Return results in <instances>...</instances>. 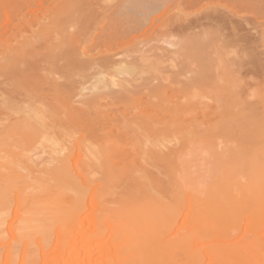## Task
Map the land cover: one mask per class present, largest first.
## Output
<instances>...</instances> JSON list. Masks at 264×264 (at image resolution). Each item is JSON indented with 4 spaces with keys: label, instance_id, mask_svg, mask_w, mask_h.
I'll return each instance as SVG.
<instances>
[{
    "label": "bare ground",
    "instance_id": "bare-ground-1",
    "mask_svg": "<svg viewBox=\"0 0 264 264\" xmlns=\"http://www.w3.org/2000/svg\"><path fill=\"white\" fill-rule=\"evenodd\" d=\"M246 6L257 13L264 10V0H0V234L13 238L12 250L14 244L26 246L19 264H264L257 251L252 252L257 261H248L249 249L264 244L259 233L248 231L245 246L236 238L228 242L242 227L241 218L263 221L264 229V209L256 207L246 216L254 199L260 206L264 201V143L248 150L251 157L246 149L241 152L244 148L231 150V156L240 153L234 163L240 177L248 175L245 182L227 171L211 169L210 176L208 166L198 182L191 163L200 152L183 159L189 145L200 141L202 150L204 141H211L213 127L225 134L245 132L247 138L252 134V144L264 142V82L255 104L241 98L238 84L246 65L264 76V63L251 49L257 34L247 46L234 20ZM214 40L232 49L226 51L232 55L228 69L234 66L238 88L220 85L224 89L218 94L225 96H216L224 99L217 101L220 110L212 114L218 118L210 125L203 111L209 105L199 112V106L180 99L212 81L208 71L215 60L208 57V47ZM177 46L190 48L186 57L200 69L194 67L185 81L178 79L182 68L157 69L179 55ZM153 70L162 75L146 82ZM203 124L207 128L201 132ZM176 139L179 148H174ZM128 140L138 151L126 150ZM110 143L123 149L114 154L106 147ZM225 199L237 200L235 207ZM24 203L33 205L25 213ZM15 215L21 218L13 224L17 227L7 223ZM40 217L59 225L30 224L41 223ZM55 226L57 232L49 230ZM30 235L40 236L36 251L27 248ZM1 252L0 264H17V252L7 251L5 257Z\"/></svg>",
    "mask_w": 264,
    "mask_h": 264
},
{
    "label": "rangeland",
    "instance_id": "rangeland-1",
    "mask_svg": "<svg viewBox=\"0 0 264 264\" xmlns=\"http://www.w3.org/2000/svg\"><path fill=\"white\" fill-rule=\"evenodd\" d=\"M214 2V1H213ZM197 8V7H196ZM255 9H256V7H255ZM254 9V10H255ZM219 10H220V8H219ZM243 10H245V11H243ZM242 10V12H240L239 13V16L241 17H236L235 16V23L237 24V25H240L239 27V30H238V35L240 36V37H243V38H245L247 41H246V45H247V43H248V41H249V43H250V41L251 40H253V39H255V40H253V43H252V41H251V43H252V46L251 47H253L254 45V47H256L257 49H255L254 47L253 48H251V49H253V53L254 54H257L258 55V53H259V55L260 56H257V58H258V62H259V60H261V66H263V61H264V43L263 42H261V41H259L258 39H259V33L261 32H263L264 31V17H261L260 16V14L261 15H263V13H264V10L263 9H260L259 8V11H257V13H255L254 12V10L252 9V7L251 6H246L244 9ZM248 10V11H247ZM185 12V11H184ZM186 12H190V10H188V11H186ZM261 12V13H260ZM238 16V15H237ZM263 18V19H261V18ZM240 18V19H239ZM245 20V21H244ZM257 27V28H256ZM242 28V29H241ZM252 28V29H251ZM199 30V29H198ZM197 29H195V31H198ZM257 35H256V34ZM261 33H260V35H261ZM256 35V37H255V35ZM255 37V38H254ZM258 37V38H257ZM250 39V40H249ZM259 42H258V41ZM255 42H257L256 44H255ZM215 43H216V45H215ZM249 43H248V45H249ZM251 43H250V45H251ZM260 43H261V45H260ZM151 45V44H150ZM152 45H153V43H152ZM156 46H161V47H163V48H165L166 46L165 45H163V44H160V43H157V44H155ZM247 45V46H248ZM179 49H180V51H179V49L178 48H176L175 50L176 51H179L178 53H179V55L177 56V52L175 53V54H173L172 56H174V57H172L171 56V58H169V60L168 59H165V58H163L164 60H168V61H164V60H162L160 63H162L163 61H164V63H162L160 66L161 67H157V69L158 70H160L161 72L163 71L164 72V68H165V71L167 70H173V71H175L176 72V70L177 69H180L181 70V68H182V73L180 74L181 76H179L178 77V79L179 80H181V81H185V80H183L184 78H187V77H190V74L192 75V73H191V71H192V69L193 70H195L196 71V69L195 68H198L199 67V65L197 64V62L196 61H194L193 59H191L190 61H191V63H190V61H189V59L190 58H188V57H186L188 54H189V52L191 53V51L192 50H190V48H188V47H184V46H177ZM178 49V50H177ZM231 48L230 47H228L227 49H226V47L224 48V46L221 44V42H219L218 40H214V42H212V44L210 43V45H209V47H208V50H211L210 52L212 53H210L209 54V56L208 57H210L211 55V60H217L218 58L217 57H220V59H224L223 61L222 60H220V59H218V62L216 61H211L212 62V64H211V66L212 67H210L211 69H209V71L208 72H210L211 74H212V76H211V78H212V81L209 79L208 81L209 82H211V83H209V82H207V84L209 85V86H207V84H206V86L207 87H209L208 89H206L207 87L203 84V87L201 88V89H199L198 88V90H197V88H196V90L194 91V89L192 90L194 93H192V94H189L188 96H186V97H181V99H180V103L181 102H184V103H181V104H185L186 102V104H189V105H193L194 107L195 106H199V107H195L199 112L201 111V107L203 106L204 107V105H209V108H207V109H205V110H203L205 113L207 112V114H208V116H207V118H211V123L209 122V124L210 125H214V123H215V121H216V119L218 118H216V116H214L213 114H212V112L214 111H216V109H217V111H218V109L220 110V107L219 108H217L219 105H221L220 103H218V104H216L217 103V101L218 102H222L221 100H223L224 99V97H222L223 99H219L218 100V98L217 97H219L218 95H222L223 93L221 92V91H219L220 93L218 94V90H221V89H219V87H220V85H226V86H228V87H230L229 89H231L232 91H233V89L235 88L236 89V87L238 86V84H239V87H243V88H241L242 89V93L241 94H243V95H241V98H242V96H243V98L245 97V100H247V102H250V103H256V97H255V94H259L260 93V91L262 90L261 88H259V87H261V86H263V85H261V84H263V83H261V82H264V76H263V74H261V72H259L260 70L259 69H254V70H258V72H255L254 70H253V65L251 66L252 67V69L251 68H249L250 67V65H249V67L246 65L245 67H244V74L245 75H243V73L241 74V80H240V82L236 85V81H235V79L237 80V77L236 76H238V75H236V74H234L233 73V70H234V66H230V70L228 69V66L230 65V64H228V60L231 58L230 56H232V55H229L230 53H229V50H230ZM219 50L220 51H222V53L220 54V52H219ZM232 50V49H231ZM216 51V53H217V55H216V53H214ZM229 53H227V52ZM252 51V50H251ZM259 51V52H258ZM161 53V51H158L157 53ZM163 52V51H162ZM219 52V53H218ZM164 53V52H163ZM184 54V56L182 55V54ZM150 53H148V55H149ZM220 54V55H219ZM138 55V54H137ZM165 55V57H166V54H164ZM225 56L224 58L222 57V56ZM170 57V56H169ZM180 57H184V58H180ZM214 57V58H213ZM215 57H216V59H215ZM261 57V58H260ZM172 58H174V61L172 62L170 59H172ZM151 59H153V58H151ZM182 59V62H180V60ZM185 61H184V60ZM225 59H226V61H225ZM222 61L220 64H219V62L220 61ZM169 61H171L173 64L172 65H170V64H168L169 63ZM183 61L185 62V65H181V63H183ZM193 61V62H192ZM226 62V63H225ZM166 63V64H165ZM223 63V64H222ZM259 64H260V62H259ZM198 67H197V66ZM225 65H227V66H225ZM258 65V64H257ZM159 66V65H158ZM165 66V67H164ZM168 66V67H167ZM183 66H185V67H183ZM255 66V65H254ZM258 66H260V65H258ZM261 66L259 67V68H261ZM163 67V69H161ZM167 67V68H166ZM195 67V68H194ZM227 67V68H226ZM188 68V70H186ZM214 68V69H213ZM218 68V69H217ZM255 68V67H254ZM156 69V70H157ZM190 69V70H189ZM199 69V68H198ZM197 69V70H198ZM221 69V70H220ZM156 70H153V71H150V73L153 75H151V76H149V75H147L146 74V78H148V79H146V82H155V81H153V78L154 77H156V76H161L162 74H161V72L159 71V72H157ZM179 70V71H180ZM186 70V71H185ZM200 70V69H199ZM219 70V71H218ZM154 71H156L158 74H156V73H152V72H154ZM166 71V72H167ZM178 71V72H179ZM188 72V73H185L184 74V72ZM189 71H190V73H189ZM214 71V72H213ZM223 71V72H222ZM227 71V72H226ZM217 72V73H216ZM149 73V72H148ZM209 73V74H210ZM220 73H224L223 75L222 74H220ZM228 73V74H227ZM230 73V74H229ZM232 73V74H231ZM163 74H165V73H163ZM187 74H189V75H187ZM210 74V75H211ZM217 74H219V75H217ZM234 74V75H233ZM260 74V75H259ZM221 75V76H220ZM144 76H145V74H144ZM218 76V77H217ZM223 76V77H222ZM225 76V77H224ZM149 77H150V79H151V81L149 80ZM230 77H232V79L230 78ZM222 78V79H221ZM224 78V79H223ZM165 79V77H163V79L162 80H164ZM226 79V80H225ZM230 79V80H229ZM217 80H220V81H222V80H225V81H222V83L220 82V81H218L220 84L218 85V82H217ZM215 81V82H214ZM226 81H227V83H226ZM233 81H235V82H233ZM214 82V83H213ZM223 82H225L224 84H223ZM166 83V82H165ZM179 83V81L176 83V84H174V87H176V88H179V85L177 86V84ZM233 83V84H232ZM234 83H235V85H234ZM261 83V84H260ZM180 84V83H179ZM230 85V86H229ZM181 86V85H180ZM201 86V85H200ZM199 86V87H200ZM225 86V87H226ZM234 86V87H233ZM205 87V88H204ZM227 87V88H228ZM264 87V86H263ZM214 88H216V90H213ZM238 88V87H237ZM218 89V90H217ZM223 89H224V87H223ZM222 89V90H223ZM226 89V88H225ZM259 89V90H258ZM213 91H215V92H213ZM225 92V91H224ZM214 93V94H213ZM215 94H217V95H215ZM224 95V94H223ZM244 95H246V96H244ZM217 96V97H216ZM225 96V95H224ZM250 96H252V97H250ZM221 97V96H220ZM216 98V99H215ZM249 100V101H248ZM255 100V101H254ZM107 100H105V102H106ZM173 101H175V99L173 100ZM191 101V102H190ZM252 101V102H251ZM254 101V102H253ZM102 102H104V100L102 101ZM104 102V103H105ZM190 102V103H189ZM193 103V104H192ZM195 103V104H194ZM222 105H223V103H222ZM121 106H123V104L121 105ZM121 106H119L120 108H124V107H121ZM205 106V107H206ZM211 106V107H210ZM195 108H190V110L191 109H195ZM211 108H213V109H211ZM195 109V110H196ZM210 109H211V111H210ZM196 110V111H197ZM197 111V113H199ZM191 113H192V111H190ZM1 113L3 114V111H1L0 110V115H1ZM202 113V112H201ZM131 114H133V112H131ZM130 114V115H131ZM189 114V113H188ZM200 114V113H199ZM199 114H198V116H199ZM201 115V114H200ZM3 116V115H2ZM1 117V116H0ZM4 117H5V115H4ZM2 118V117H1ZM199 119H200V117H199ZM207 125V124H206ZM206 125H204L203 124V126H200L199 127V131H205V129L207 128V126ZM201 128H203V129H201ZM213 128H214V130H213ZM213 128H211L212 129V132H211V141L209 142L210 143V145L212 144V146H213V148H212V146L210 147V145H209V143L207 144V141L205 140H203L204 142H201V143H204V145H203V148H202V150H201V148H200V146L202 145H199V143H200V141H199V143L198 144H196L195 143V147L194 146H192V147H194V152H192V147H191V145H189L188 147H190V148H186L185 150H186V152L184 153V154H186L187 155V157H183V159L184 160H190L192 157H191V155H193L192 153H196V151H197V153H198V151L200 152L199 153V156H198V160L197 161H195V162H192L191 163V165H192V171H194L195 173V177H194V179L195 180H198V182H200L199 180H201V179H203V178H201L202 176L201 175H203L205 172H208L207 170H209V171H211L210 173H208V174H210V176H212L213 175V172L214 173H216V171L217 172H219L220 174L221 173H223L224 171H227L226 172V175L227 174H229V175H233V178H234V180H236V179H240V178H243L244 179V177H245V179L244 180H242V181H247L248 179H249V177L247 178V180H246V177L248 176H241L240 177V174H238L239 172H237L238 171V169H237V167H235V165H237L236 163H234V162H236V159L234 160V157H237V156H231V154H232V152L236 149L237 151L239 150V148H244L241 152H243L244 153V151H246V153L245 154H248L247 155V157L248 156H250L251 157V154H250V152L248 153V150L249 151H251V153H252V151H255V150H257V149H259V147H260V149H261V147H263V145H261V144H263L264 142L261 140H259V142L257 143H254V141H253V144H252V142H250V138H249V136L250 135H247L248 136V138L247 137H245V135L247 134H245V132H240V131H238V130H234L235 132H233V130H228L227 132H229V133H227L226 132V134L224 133H222L221 131L219 132L218 131V129L217 128H215V127H213ZM217 129V130H216ZM232 131V132H231ZM239 133L238 135H241V136H239V138H238V135H237V133ZM240 133H242V134H240ZM232 134H236V135H232ZM254 135V134H253ZM236 136V137H235ZM243 136H244V138H243ZM251 136H252V134H251ZM250 136V137H251ZM234 137V138H233ZM202 138V137H201ZM197 139H200V138H197ZM177 140V141H176ZM175 141H176V143H175V141L173 140V142L175 143V145L177 146H174V143L172 144L171 143V145H173L174 146V148H179V145H180V143H179V141H178V139H176ZM236 140V142H235V144L233 143L234 141ZM242 140V141H241ZM130 141V143H132L131 142V140H128L126 143H127V145L129 144L128 142ZM241 141V142H240ZM247 141V142H246ZM249 141V142H248ZM179 144H178V143ZM213 142V143H212ZM133 143H134V141H133ZM215 144H216V147H215ZM248 144V145H247ZM252 144V146H250L249 147V145H251ZM109 145H111V143L109 144ZM115 145H117L116 143H113L110 147L107 145L106 147L107 148H109L111 151H113L114 149V151L112 152V153H117V152H119V151H121V149H123L122 148V146L123 145H121V144H119V145H121L120 147L121 148H117L118 147V145L117 146H115ZM132 145H134V146H129L128 148H127V146L126 145H124V146H126L125 148H126V150H128V151H132L133 152V150L136 148V146H135V144H132ZM188 145V144H187ZM238 145V147H236V146ZM260 145V146H259ZM170 146V145H169ZM198 146V147H197ZM208 146V147H207ZM232 146V147H231ZM246 146V147H245ZM248 146V147H247ZM256 146H258V147H256ZM37 147H38V149L37 150H39V146L37 145ZM202 147V146H201ZM214 147L216 148L215 150H214ZM230 147V148H229ZM253 147H255L256 149H253ZM124 148V149H125ZM137 148H138V146H137ZM136 148V149H137ZM196 148V149H195ZM200 148V149H199ZM246 149V150H245ZM252 149V150H251ZM228 150H230V151H228ZM231 150H233V151H231ZM235 150V152H237ZM241 150V149H240ZM239 150V151H240ZM36 151V150H35ZM137 151H138V149H137ZM209 151H211V152H209ZM213 151H216L217 152V154L216 153H214ZM202 152H203V154L205 155H201L202 154ZM204 152H207V153H209V155H207V153H204ZM190 153H191V155H190ZM227 154V155H226ZM185 155V156H186ZM188 155H189V157H188ZM201 155V156H200ZM216 155V156H215ZM233 155V154H232ZM209 156V157H208ZM213 157V158H216L217 159V161H216V159H210V157ZM215 156V157H214ZM43 157H45V155H43ZM193 157L195 158V155H193ZM239 157V156H238ZM243 157V156H242ZM245 157V156H244ZM243 157V158H244ZM193 158V159H194ZM199 158H203L202 160L201 159H199ZM231 158V159H230ZM233 158V159H232ZM242 158V161H244V160H247L246 158H244L243 159ZM251 159V158H250ZM214 160L216 161V162H214ZM237 160H239V159H237ZM247 161H249V160H247ZM247 161H244V163L245 164H247L248 162ZM239 162H241L240 160H239ZM242 164H240L241 166L242 165H244V163L243 162H241ZM234 165V166H233ZM239 165V166H240ZM249 165H251L250 164V162H249ZM249 165L247 164L246 166H248L249 167ZM204 166V167H203ZM207 166H208V168H207ZM238 166V165H237ZM245 166V165H244ZM246 166L245 167H243L244 168V170H245V168H246ZM241 167V168H242ZM247 167V168H248ZM203 168H205V169H207V170H204ZM236 168V169H235ZM240 168V169H241ZM213 170V172H212V170ZM250 169H251V167H250ZM219 170V171H218ZM240 171V170H239ZM248 171H250V173H251V170H248ZM233 172V173H232ZM249 173V172H248ZM206 174V173H205ZM212 174V175H211ZM246 175L247 174V172H246V170H245V172L242 174V175ZM96 175H100L99 173L98 174H96ZM219 175V174H218ZM234 175H235V177H234ZM237 175H239L238 177H237ZM251 174H249V176H250ZM98 176H96V177H98ZM194 176V175H193ZM205 176V175H204ZM206 177V176H205ZM208 177H209V175H208ZM240 177V178H239ZM236 178V179H235ZM207 179V178H206ZM194 180V181H195ZM204 181V180H203ZM196 182V181H195ZM202 183V182H201ZM219 185V184H218ZM218 185H214V186H218ZM220 189V188H219ZM212 190H213V187H212ZM216 190H217V188H216ZM214 191H215V189H214ZM214 191H212L213 193H215ZM217 191H219V190H217ZM216 191V192H217ZM258 194V193H257ZM260 194V193H259ZM225 195V194H224ZM227 195V194H226ZM230 196V195H229ZM236 196H238L237 194H236ZM256 196V195H255ZM231 197V196H230ZM224 198V197H223ZM225 198H227V197H225ZM229 198V197H228ZM233 198H234V196H233ZM240 198V197H239ZM230 199V198H229ZM236 199H237V197H236ZM226 200V199H225ZM224 200V201H225ZM238 200V199H237ZM236 200V201H237ZM264 200V199H263ZM263 200H261V201H263ZM228 200H226V202H227ZM235 201V202H236ZM240 201V200H239ZM253 201H255V202H253ZM252 201V203H251V205L249 204V206H251L250 207V209H247V211H249L248 213L246 212V216H249L253 211L255 212L256 210H257V208L256 207H260V208H262V209H264L263 207H264V201H263V203H261V204H263V205H261V206H263V207H261L260 205H259V200L256 202V199H254ZM230 202H231V199H230ZM229 201L227 202L228 203V205L229 206H231V205H233V207H235L234 205L237 203H235L234 202V199H233V201H232V204L230 203ZM233 202H234V204H233ZM29 203V202H28ZM27 203V204H28ZM231 205H230V204ZM21 204L20 206L22 207V209L21 210H23L22 212H24L26 209H29L30 210V208H32V206H31V204ZM24 205H25V207H24ZM227 205V204H226ZM30 206V207H29ZM237 206V205H236ZM248 206V207H249ZM21 207H19V209L21 208ZM29 207V208H28ZM232 207V206H231ZM231 207H229L230 208V210H231ZM228 208V209H229ZM227 209V210H228ZM233 209V208H232ZM29 210H26V211H29ZM13 212H14V210H13ZM21 212V211H20ZM15 213V212H14ZM25 213V212H24ZM23 213V214H24ZM19 214V213H18ZM22 214V213H21ZM22 214V216H21V218L23 217V216H25V215H23ZM249 214V215H248ZM253 215V214H252ZM264 214H261L260 215V218H263V217H261V216H263ZM19 215H15V219H14V217H10L9 219H8V221H7V223L9 224V225H19V223L18 222H20V220H21V218H19L18 220H16L17 219V217H18ZM245 216V217H246ZM20 217V216H19ZM43 218V219H42ZM40 217V219H42V220H39V218H38V220L39 221H41V223H39V222H37V220H35V221H33L32 223H30V224H33V225H54L55 223H54V221L53 220H49L48 218H46V217ZM242 219H244V221L242 220ZM13 220V221H12ZM14 220H15V222H14ZM242 220V221H241ZM241 220H239V223H238V225L242 228V231H241V228H240V230H238V227L236 228L237 230V232H234L235 234L233 235V231H232V234H230L231 233V231H229V234L231 235V236H235V237H233V238H231L228 242H232V241H234V239L236 238V240H237V244L239 245V246H245V245H247V243H248V239H250V236H252L253 234V232H257V233H259V235L261 236V238L264 240V229H263V226H260V225H263V223H261V222H263V221H261L260 222V224H259V221L258 220H255L253 217H252V220H249V219H246V218H241ZM260 220H264V219H260ZM43 221V222H42ZM233 221V220H232ZM14 222V223H13ZM56 222V224H57V221H55ZM18 223V224H17ZM43 223V224H42ZM45 223V224H44ZM54 223V224H53ZM245 223H246V225L247 226H245ZM55 224V225H56ZM237 224V223H236ZM13 225V226H14ZM57 225H59V224H57ZM231 225H232V223H231ZM243 225H244V227H243ZM14 227H17V226H14ZM247 228V230H246V228ZM54 230V232L56 231V226L55 227H52L51 229H49L50 231L51 230ZM232 229V228H231ZM233 229H234V227H233ZM248 231L250 232L249 234H248ZM54 232H53V234H54ZM57 232V231H56ZM250 235V236H248V235ZM6 235H8L7 234V232H6ZM46 235H48V234H46ZM49 235H50V233H49ZM241 235V236H240ZM244 235V236H243ZM8 236H10V235H8ZM247 236V237H246ZM38 237H40V236H33V235H30V236H28L27 237V241L28 242H30V243H27L28 244V246H27V248L28 249H30V250H33V251H36L37 249H36V245H35V243H37V241H39V239L37 240V238ZM41 237H42V235H41ZM45 237V236H44ZM43 237V238H44ZM47 237V236H46ZM49 237V236H48ZM51 237H53V236H51ZM240 239H239V238ZM34 238V239H33ZM3 240V239H6L5 240V243L4 244H6L5 245V247L3 248V249H1L0 251H2L1 252V256L3 257L4 255L6 256V252L8 251H11L10 253H12V251H15V252H17L16 253V255H17V260H16V263L17 264H19L20 263V254L21 253H24V251H26L27 252V250L25 249L24 250V248L26 247V246H23L22 247V245H18L19 246V249H18V246H16L15 244H14V247L15 248H17L18 249V251H16L15 249H13L12 250V245H9L10 244V242H12L13 240V238H11V237H5V235H4V232L2 233V234H0V240ZM32 239L34 240V241H32ZM46 239H48V238H46ZM53 240H51V243H52V245L54 244L55 245V243H54V237L52 238ZM42 240V239H41ZM49 240V239H48ZM47 240V241H48ZM246 240V241H245ZM36 241V242H35ZM47 241L45 242V241H43L42 243H44V244H46L47 243ZM246 242V243H245ZM9 243V244H8ZM26 243V242H25ZM50 243V244H51ZM49 244V245H50ZM8 245V246H7ZM46 245H48V244H46ZM47 246L49 249V251L50 252H53V253H55L53 250H55L56 249V247L57 246H54L55 247V249L50 245V246ZM34 246V247H33ZM7 247V248H6ZM36 249V250H35ZM248 249V248H247ZM247 249H245L244 250V252L245 251H247ZM22 250H24L23 252H22ZM61 251V250H60ZM253 251H257V253H256V255H258L260 258L258 259V260H260V259H264V254L263 253H259V251H264V244L263 243H261V244H259V246H257L256 247V249H249V253H248V261L250 262V263H252L254 260H256V259H254V258H252V256L254 255L255 256V254H253L252 255V252ZM15 252H13V253H15ZM29 252V251H28ZM15 255V254H14ZM13 255V256H14ZM23 255V254H22ZM21 255V256H22ZM4 256V257H5ZM257 258V257H256ZM15 259H16V257H15ZM254 259V260H253ZM19 260V261H18ZM257 261V260H256ZM5 264V263H4Z\"/></svg>",
    "mask_w": 264,
    "mask_h": 264
}]
</instances>
